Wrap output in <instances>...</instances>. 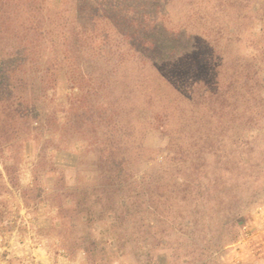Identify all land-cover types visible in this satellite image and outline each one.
<instances>
[{
	"label": "rangeland",
	"instance_id": "374dc122",
	"mask_svg": "<svg viewBox=\"0 0 264 264\" xmlns=\"http://www.w3.org/2000/svg\"><path fill=\"white\" fill-rule=\"evenodd\" d=\"M17 1L0 264H264V0Z\"/></svg>",
	"mask_w": 264,
	"mask_h": 264
},
{
	"label": "trees",
	"instance_id": "16d2710c",
	"mask_svg": "<svg viewBox=\"0 0 264 264\" xmlns=\"http://www.w3.org/2000/svg\"><path fill=\"white\" fill-rule=\"evenodd\" d=\"M17 1V0H16ZM13 0H0V15H3L2 19H0V23H9L11 19H8L11 16L4 17L5 14H9L7 12V7L10 4L13 6H19V1L13 4ZM10 15V14H9ZM154 24V22H152ZM153 27V26H152ZM142 30H145L144 27ZM178 33H171L174 37L178 36ZM154 59V58H153ZM157 59V58H155ZM157 63L163 62L164 64L168 62L169 66H175L177 63V58L175 56L167 57V58H158ZM21 63L13 60H6L3 57H0V149L4 151L3 147L9 146L12 139L22 135L26 132L30 131L29 126L32 123L28 120V114L21 112L25 103V96L23 95L22 89L24 88L25 81L22 77L15 76L16 70L20 67ZM45 77V76H44ZM52 83V77H48L46 81H50ZM50 85V84H49ZM52 85L49 88H52ZM33 121H37L36 118ZM32 121V120H31ZM109 150L105 153H102L98 156L99 166L101 169H104L102 172L105 174L106 172L115 170V157L110 152L112 148L111 145H107ZM121 164L123 163L120 162ZM1 169L2 171L8 175H11L12 168L9 164H5L1 160ZM1 173V170H0ZM109 178H113L114 175L107 174ZM121 175V174H120ZM117 177V176H115ZM25 199V196H24ZM70 200L74 204H78L76 198L70 196ZM99 202V200H98ZM81 203V202H80ZM84 203V202H83ZM85 213L88 215L90 213V206L88 203L85 206Z\"/></svg>",
	"mask_w": 264,
	"mask_h": 264
}]
</instances>
